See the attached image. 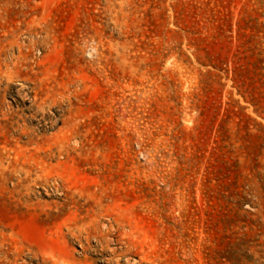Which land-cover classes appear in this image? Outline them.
<instances>
[{
  "label": "rangeland",
  "instance_id": "obj_1",
  "mask_svg": "<svg viewBox=\"0 0 264 264\" xmlns=\"http://www.w3.org/2000/svg\"><path fill=\"white\" fill-rule=\"evenodd\" d=\"M0 264H264V0H0Z\"/></svg>",
  "mask_w": 264,
  "mask_h": 264
}]
</instances>
